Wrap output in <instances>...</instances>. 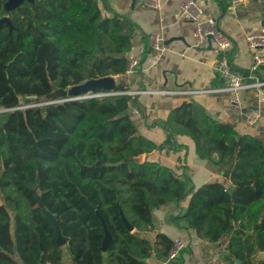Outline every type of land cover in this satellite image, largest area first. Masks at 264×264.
I'll return each mask as SVG.
<instances>
[{"label": "trees", "instance_id": "16d2710c", "mask_svg": "<svg viewBox=\"0 0 264 264\" xmlns=\"http://www.w3.org/2000/svg\"><path fill=\"white\" fill-rule=\"evenodd\" d=\"M8 2L0 0V19L12 24L0 25V264H18L16 253L24 264H61L65 249L73 264H147L154 245L141 234L153 230V211L184 201L173 217L179 226L209 243L232 230L227 259L264 264V142L240 137L189 101L170 111L161 143L137 129L126 93L28 106L125 74L134 27L106 15L99 0ZM179 137L193 142L198 158L228 165L232 192L221 182L194 188L184 166L150 156L185 150L186 160ZM143 154L149 157L140 162ZM34 190L61 220L67 245L56 242ZM104 223L112 235L106 251ZM157 241L168 255L174 242L162 234Z\"/></svg>", "mask_w": 264, "mask_h": 264}, {"label": "crops", "instance_id": "0c3cea01", "mask_svg": "<svg viewBox=\"0 0 264 264\" xmlns=\"http://www.w3.org/2000/svg\"><path fill=\"white\" fill-rule=\"evenodd\" d=\"M147 1L99 0L106 15L120 14L134 27L132 45L127 56L129 60L136 59L138 66L132 73L112 77L117 86L122 83L125 91L133 92L129 94L134 97V101L128 114L137 129L161 143L167 134L162 124L168 114L181 102L189 101L219 122L231 126L240 137L252 135L264 142V104L261 102L264 88L242 91L240 97L243 112L235 113L228 93L214 90L224 83L216 70L219 54L214 43L207 40L202 48L192 47L194 23L182 12L183 0H159L160 9L148 5ZM197 1L203 6L205 16L215 17L220 29L232 42L228 56L234 71L249 82L264 80V66L256 73L252 71L254 52L247 42L248 35L264 32V0H240L241 4L238 6L233 5V0ZM153 34L161 38L159 51L151 46L150 36ZM262 52L264 53V49ZM182 90L194 92H176ZM254 112L258 117L251 122L248 117ZM178 141L188 147L186 160L185 150L179 153L157 150L150 156L166 165L184 166L194 188L211 182H221L228 188L233 187L230 179L224 176L228 165L217 166L211 161L198 158L193 142L187 137H179ZM147 157V154H143V161ZM186 204L187 201L181 204L168 203L153 211V230L141 234V237L154 245L147 264H239L237 260L233 263L227 259L226 246L232 230L219 242L209 243L195 231L187 230L173 220V217L183 212ZM131 230L137 233L134 228ZM161 234L172 242L180 240L185 244L175 262H168L163 245L157 244ZM260 256L264 257V253ZM61 264H73L66 249Z\"/></svg>", "mask_w": 264, "mask_h": 264}, {"label": "built area", "instance_id": "2783aa9c", "mask_svg": "<svg viewBox=\"0 0 264 264\" xmlns=\"http://www.w3.org/2000/svg\"><path fill=\"white\" fill-rule=\"evenodd\" d=\"M148 5L156 9L161 8V3L159 0H148ZM241 4L240 0H233V5L238 6ZM182 12L187 15L194 23L193 36L194 41L192 44L193 48H202L205 46L206 41L209 37L212 38V42L215 45V48L219 54V61L216 66V70L218 75L223 80V86L219 88H214L217 91H226L229 95V98L232 103V107L235 113L241 114L243 112V106L240 94L242 91L246 89L252 88H264V80L256 79L254 82L246 81L245 77L238 74L234 71L232 64L230 62L228 52L232 46V42L230 39L223 33L220 29L218 21L213 16H205V11L203 6L197 0H183L181 2ZM247 42L249 48H251L254 52V62L252 66V71L257 72L260 67L264 66V53L262 49H264V32L260 34H250L247 37ZM150 43L154 50H161V38L153 34L150 36ZM138 66V61L136 59H131L129 61L127 71L128 73H132L136 70ZM177 93H193V90L189 91H176ZM172 92V93H176ZM119 93L133 94L131 91H116V92H104L97 91L91 92L88 97L82 98H90V97H106L111 95H116ZM80 98V99H82ZM264 104V96L261 100ZM258 114L256 112L249 115V120L251 122L256 121ZM185 248V244L177 240L174 242L171 250L167 255L168 262H175L178 257L181 255L182 251ZM217 264V263H213Z\"/></svg>", "mask_w": 264, "mask_h": 264}, {"label": "water", "instance_id": "95a60500", "mask_svg": "<svg viewBox=\"0 0 264 264\" xmlns=\"http://www.w3.org/2000/svg\"><path fill=\"white\" fill-rule=\"evenodd\" d=\"M23 1L24 0H9V2L7 4V8H14ZM2 23H8L10 25V27H12L10 18L8 16H5V17L0 19V25ZM208 40L211 42L212 38L209 37ZM71 88H74V94L78 93V95H79V93L96 92L99 90L104 91V92H116L117 91V84L115 82V79L112 76H108V77H103V78H98V79H91V80H88L82 84L72 86ZM138 160L140 162H143V155H139ZM228 191L232 192L233 187L232 186L229 187ZM34 197H35V200L37 201L39 207L41 208V212H42L43 216L51 224V226L54 230L55 240L58 243V245L59 246L67 245L68 244V238L65 237L62 233L61 226H60L61 220H59L57 218L56 214L51 213L45 207V205L41 199V196L39 195L37 190H34ZM125 221H126V219H125ZM128 226L130 229H132V227L129 224H128ZM104 230H105V238L103 240L102 249L104 251H106L109 243L112 240V235H111L110 231L108 230L107 226L105 225V223H104ZM15 258H16V261L18 262V264H24L18 253L15 254ZM237 261L239 262V260H237Z\"/></svg>", "mask_w": 264, "mask_h": 264}, {"label": "rangeland", "instance_id": "374dc122", "mask_svg": "<svg viewBox=\"0 0 264 264\" xmlns=\"http://www.w3.org/2000/svg\"><path fill=\"white\" fill-rule=\"evenodd\" d=\"M91 94V92H86L82 94H74V88H68L66 90H57L52 95H50L46 100L40 102V103H31L28 104V106H45L49 104H53L59 101H62L64 99H80L82 97H88ZM0 203H1V197H0Z\"/></svg>", "mask_w": 264, "mask_h": 264}]
</instances>
